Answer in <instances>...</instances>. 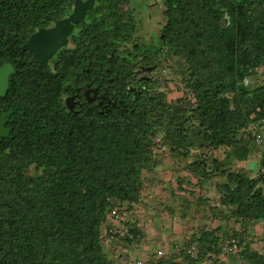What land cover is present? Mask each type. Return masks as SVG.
Here are the masks:
<instances>
[{
    "label": "trees",
    "instance_id": "trees-1",
    "mask_svg": "<svg viewBox=\"0 0 264 264\" xmlns=\"http://www.w3.org/2000/svg\"><path fill=\"white\" fill-rule=\"evenodd\" d=\"M73 1L0 0V66L13 67L0 96L9 129L0 136V264H113L102 245L115 237L107 232V210L128 212L138 201L159 133L177 156L186 158L198 142L200 148L230 147L245 160L255 143L247 127L264 118V83H243L264 65V0H162L161 38L150 54L154 68L159 59L177 64L183 95L173 101L149 87L139 94L126 88L133 66L122 47L134 42L132 0H95L70 33L72 45L49 63L21 48L38 28L67 16ZM86 82L113 83L118 100L100 113L80 96L73 113L62 96L80 92ZM204 156L188 163L201 178L212 172ZM211 162L213 169L223 165ZM225 176L218 216L228 214L243 230L232 236L218 225L196 230L184 258L206 264L211 255H238L244 264H264V253L241 249L250 223H263L264 239V172ZM113 224L126 230V242L139 236L128 218ZM232 239L233 249L223 251ZM163 255L153 254L150 264H176Z\"/></svg>",
    "mask_w": 264,
    "mask_h": 264
},
{
    "label": "rangeland",
    "instance_id": "rangeland-1",
    "mask_svg": "<svg viewBox=\"0 0 264 264\" xmlns=\"http://www.w3.org/2000/svg\"><path fill=\"white\" fill-rule=\"evenodd\" d=\"M145 1L148 4L146 10L135 13L137 17L140 14L139 23H144L141 32L158 35L164 23L163 1ZM158 63L155 71L149 74L150 80L146 87L152 91L165 92L167 100L173 101L183 95L181 78L176 71L177 64L172 59H159ZM248 83L251 86L264 83V65L248 77ZM225 94L230 95L231 91L228 90ZM257 131L261 141H253L256 145L253 144L245 160L236 159L230 147L200 148L198 142L186 158L177 156L161 144L162 133H159L153 140L155 143L151 144L153 162L141 173L140 197L131 204L128 211V220L138 230L139 236L132 242L116 237L112 241L102 242L104 251L113 264H150V259H154L153 254L157 253L164 254V257H169L176 264H188L183 251L196 230L218 225L228 236L241 233V222H236L228 214L226 218L218 216L219 209H222L218 186L226 181L225 174L229 171L247 176L259 174L264 151V127ZM204 155L207 156L203 164L212 172L201 178L189 170L188 163L194 158L203 159ZM213 158L223 163L220 169H213ZM262 224L258 221L246 225L241 249L247 247L248 251L264 253ZM215 262L244 264L238 255H211L206 264Z\"/></svg>",
    "mask_w": 264,
    "mask_h": 264
},
{
    "label": "flooded vegetation",
    "instance_id": "flooded-vegetation-1",
    "mask_svg": "<svg viewBox=\"0 0 264 264\" xmlns=\"http://www.w3.org/2000/svg\"><path fill=\"white\" fill-rule=\"evenodd\" d=\"M147 5L148 4L145 0H132L133 15L134 18L136 19V26L132 36V40H134V42L133 44H128L127 46L122 47V50H124V55L131 61V64L133 66V70L131 71L132 81H130L131 83H129L126 86L127 90L130 91L132 94H139L142 91V89L147 86L146 83H148L150 80L149 74L155 71L154 68L155 63L151 61L150 45L158 42L161 38V28L159 30L158 35H155L151 32H147V33L141 32L144 23H139L141 20L140 14L137 17L135 13H141L142 11L146 10ZM79 24L80 23H75L73 25L71 34L78 28ZM163 24L164 23H162V25ZM67 45L69 46L72 45V42L69 40V36H68ZM51 58L47 63L50 62ZM91 88H94L95 94L93 92H90V95L92 96L94 94L95 98L88 102H94L98 106L100 113L107 112L108 107L110 105L115 104V102L118 100L117 96L114 93L115 88L113 87V83H108L107 85L104 86L102 85L101 82H99L97 85H90L88 82H86L85 87L81 89L80 92L79 89L76 88L75 93H77V96L74 97L75 103L73 105V110L76 111L75 107L81 105L82 99H80V96L83 97V101H87L84 96V91L86 89H91ZM74 94L63 95L62 96L63 101L67 96L69 95L71 96Z\"/></svg>",
    "mask_w": 264,
    "mask_h": 264
},
{
    "label": "water",
    "instance_id": "water-1",
    "mask_svg": "<svg viewBox=\"0 0 264 264\" xmlns=\"http://www.w3.org/2000/svg\"><path fill=\"white\" fill-rule=\"evenodd\" d=\"M95 0H74L71 12L58 19L49 27H41L31 33L28 39L21 45L23 50H29L33 53L35 61L38 63H47L49 59L56 53L58 49L68 44V36L70 35L73 25L84 20L87 10L91 9ZM13 72V67L6 62L0 66V96H3L8 87V76ZM90 92L95 94L94 88L86 89L84 96L87 101L95 98V95H90ZM74 95H69L64 99L66 108L73 113ZM101 97V96H99ZM7 118L5 115H0V136H7L9 129L5 126Z\"/></svg>",
    "mask_w": 264,
    "mask_h": 264
},
{
    "label": "built area",
    "instance_id": "built-area-1",
    "mask_svg": "<svg viewBox=\"0 0 264 264\" xmlns=\"http://www.w3.org/2000/svg\"><path fill=\"white\" fill-rule=\"evenodd\" d=\"M243 83L247 84L248 79L244 78ZM262 122H264V118L258 122L250 123L247 127V130L251 132L256 143H260V141H261L260 134L258 133L257 129L259 127V123H262ZM261 171L264 172V166L261 168ZM107 218L111 222V224L107 228V232L110 233L113 237L115 236L116 238L117 237L122 238L125 235L126 230L123 228V226L116 227L113 223L121 222V221H124L125 219H127L128 218V212L122 207L112 206L111 208H109L107 210ZM235 244H236V240L232 239L229 242H226L222 246V250L226 251V252L231 251L233 249V247L235 246ZM193 249H194V246H191L190 249L188 250V252L192 253ZM240 264H242V263H240Z\"/></svg>",
    "mask_w": 264,
    "mask_h": 264
}]
</instances>
